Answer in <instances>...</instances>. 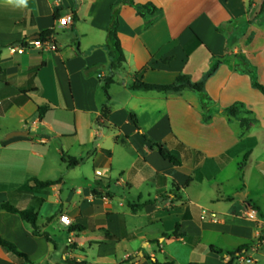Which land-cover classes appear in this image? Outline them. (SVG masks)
<instances>
[{
  "label": "crops",
  "instance_id": "crops-1",
  "mask_svg": "<svg viewBox=\"0 0 264 264\" xmlns=\"http://www.w3.org/2000/svg\"><path fill=\"white\" fill-rule=\"evenodd\" d=\"M147 3L157 10L143 9ZM263 3L27 0L18 7L0 0V204L37 208L50 239L6 211H0V235L33 264H151L147 255L175 264H228V253L248 247L242 251L247 255L264 225L261 208L244 196L239 210L230 189L214 190V182L224 157L238 153L249 160L264 131V94L253 86V78L264 85ZM113 7L126 63L109 90L111 114L98 123ZM67 14L73 24L60 27L57 19ZM44 32L56 51L16 47ZM180 74L205 80L206 106L190 89H132L136 81L170 84ZM47 104L51 108L40 118L39 108ZM230 107L237 108L234 115ZM256 111L262 115L242 116ZM17 131L29 135L7 138ZM143 135L166 142L181 166L152 150ZM51 151L56 158L48 160ZM69 158L79 164L69 166ZM60 161L67 171L91 162L95 174L78 184L65 177L32 188L31 178L58 180L41 174ZM131 204L142 207L134 211ZM250 210L255 216H248ZM62 214L73 221L65 239L55 227ZM177 223L184 235L165 238ZM0 264L26 262L0 245ZM232 264L241 263L234 258Z\"/></svg>",
  "mask_w": 264,
  "mask_h": 264
},
{
  "label": "trees",
  "instance_id": "trees-1",
  "mask_svg": "<svg viewBox=\"0 0 264 264\" xmlns=\"http://www.w3.org/2000/svg\"><path fill=\"white\" fill-rule=\"evenodd\" d=\"M143 9H146L148 11L155 12L157 10V7H155L152 3H147L142 5ZM264 7V3H263ZM151 8V10H150ZM113 12L111 15V19L109 22V25L107 27V40L106 43L104 44V47L107 51L108 58H109V74L101 79L102 82V88L106 96V102L103 104L101 108V114L99 118L97 119L98 123H101L102 121H106V119L109 117L111 114L110 110V94L109 90L112 86V84L115 82V74L117 71L122 69L125 66L126 63V56H125V51L123 49L120 37H119V16L118 12L115 10V8H112ZM139 13L142 15V12L139 10ZM50 36L49 32H44L39 35L40 39H45ZM212 72H210L208 76H210ZM253 86L260 90L264 94V85L256 81V79L253 78ZM133 90H143V91H150V90H157V91H164V92H180L183 89H190L194 92H197L201 96V100L203 101V105L206 106V102L209 100V98L205 94V80L200 81V82H195L191 79L189 75L185 74H180L176 80L170 84H165V85H156V84H149L145 83L142 81H136L132 85ZM51 108L50 105H44L39 108V116L42 118L45 113ZM237 108L236 107H230L227 109L228 113L230 115H234L236 113ZM134 123L137 125L136 119L133 117ZM243 122H246L244 120ZM144 139L149 143V146L152 150H156L160 153V155L165 159L174 164L175 166L179 167L181 166V162L177 158L175 154L172 153V151L167 147L166 142L163 141H156L151 138H149L147 135H143ZM248 160V156L244 158V162ZM79 164V161L76 160L75 158H69L68 160V165L69 166H77ZM245 164H241L240 168ZM60 179L58 180H40L37 178H31L29 179L28 183L32 186L34 189H45L54 185H57L60 183ZM28 185V184H27ZM251 203V202H249ZM252 205V204H251ZM141 204H131V209L136 211L137 209L141 208ZM253 209L254 205L252 206ZM0 211H6L12 214H17L21 217V219L28 224L31 225L33 229V234L34 235H45L48 239H50V236L46 233H43L41 231V227L38 224V219H39V211L35 207H30V208H19L16 207L15 205L12 204L11 201H5L0 204ZM180 225L177 223L175 231L172 234H164L165 238H171V237H180L183 236L184 234L179 233ZM0 245L7 251L13 254H16L17 256L21 257L22 259L25 260L26 264H33V262L28 258V256L21 252L15 243H13L10 240L5 239L3 236L0 235ZM247 248H241L238 249L236 252L228 253L230 255L231 259L228 262V264H232V261L236 256L242 251H244ZM212 250L214 251V248L212 247ZM147 259L151 262V264H175L174 260H165V261H160L156 258H152L149 255L146 256ZM71 264H90L88 262L82 261H70ZM191 264H196V263H191Z\"/></svg>",
  "mask_w": 264,
  "mask_h": 264
},
{
  "label": "rangeland",
  "instance_id": "rangeland-1",
  "mask_svg": "<svg viewBox=\"0 0 264 264\" xmlns=\"http://www.w3.org/2000/svg\"><path fill=\"white\" fill-rule=\"evenodd\" d=\"M255 99V98H254ZM250 116L249 114H243V117H259L262 115L261 111ZM260 127V124L258 125ZM259 130V129H257ZM259 138V145L255 150L254 156L246 162H244V154L233 153L231 157H224L221 161L220 173L217 176V180L214 182L217 185L214 190L219 192L230 189L232 197L237 198L239 210H242L244 204L242 195L253 199L261 208L262 215L264 216V131L257 133ZM54 152H50L48 160L55 159ZM241 163L245 164L244 176L239 172L238 167ZM261 164V166H258ZM95 169L91 162H84L79 169L69 170L62 166L61 161L56 163L53 167L46 169L41 174V177H50L54 179H64L69 177L72 183H80L85 175L94 176ZM124 175V174H119ZM197 172L191 174L192 178L196 179ZM119 176H115L112 180V185L115 186V182L119 180ZM167 198H165V201ZM165 203V202H164ZM54 220V219H52ZM56 222V221H55ZM55 227L57 232H60L62 237L67 234V228L63 224L56 223ZM253 257L256 264H263L264 262V246L258 252L249 250L248 254ZM257 259V260H256ZM252 263V264H255ZM239 263V262H238ZM247 264V263H243ZM251 264V263H250Z\"/></svg>",
  "mask_w": 264,
  "mask_h": 264
},
{
  "label": "built area",
  "instance_id": "built-area-1",
  "mask_svg": "<svg viewBox=\"0 0 264 264\" xmlns=\"http://www.w3.org/2000/svg\"><path fill=\"white\" fill-rule=\"evenodd\" d=\"M73 22H74V18L72 14H67L57 19V23L60 27L71 25L73 24ZM16 47L19 49V51H23L24 49H27L30 47L43 48V49L53 50V51H56L58 49L57 43L51 37H48L45 39L37 38L35 40L27 42V44H23V45L16 46ZM13 49H15V47H13ZM97 173L100 174V172H97ZM247 214L248 216L253 217L255 216V211L250 210V212ZM211 217L214 219L217 218L215 213H212ZM59 219H60V222L66 227H71L73 225V221L66 214H62L59 217ZM263 246H264V225H262L261 233L259 234L258 239L252 245L251 250L258 252ZM236 259L241 264L243 263L250 264L254 262L253 258H251L250 256H247L246 253L238 254Z\"/></svg>",
  "mask_w": 264,
  "mask_h": 264
},
{
  "label": "clouds",
  "instance_id": "clouds-1",
  "mask_svg": "<svg viewBox=\"0 0 264 264\" xmlns=\"http://www.w3.org/2000/svg\"><path fill=\"white\" fill-rule=\"evenodd\" d=\"M9 4L18 6V7H26L27 6V0H7Z\"/></svg>",
  "mask_w": 264,
  "mask_h": 264
},
{
  "label": "water",
  "instance_id": "water-1",
  "mask_svg": "<svg viewBox=\"0 0 264 264\" xmlns=\"http://www.w3.org/2000/svg\"><path fill=\"white\" fill-rule=\"evenodd\" d=\"M37 38H39V36H36ZM29 135V133H28V131H17V132H12V133H10L8 136H7V138L9 139V138H12V137H15V136H28ZM244 196L242 195V198H243Z\"/></svg>",
  "mask_w": 264,
  "mask_h": 264
}]
</instances>
